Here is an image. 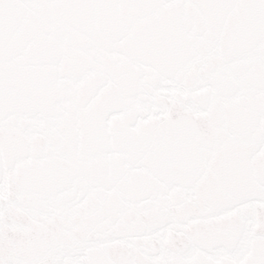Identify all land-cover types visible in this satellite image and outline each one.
<instances>
[{"label": "snow or ice", "instance_id": "6c2138e0", "mask_svg": "<svg viewBox=\"0 0 264 264\" xmlns=\"http://www.w3.org/2000/svg\"><path fill=\"white\" fill-rule=\"evenodd\" d=\"M0 264H264V0H0Z\"/></svg>", "mask_w": 264, "mask_h": 264}]
</instances>
